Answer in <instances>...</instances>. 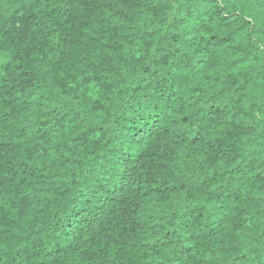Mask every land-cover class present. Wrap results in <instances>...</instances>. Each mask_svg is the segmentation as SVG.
I'll return each instance as SVG.
<instances>
[{
	"label": "clouds",
	"instance_id": "9594fccd",
	"mask_svg": "<svg viewBox=\"0 0 264 264\" xmlns=\"http://www.w3.org/2000/svg\"><path fill=\"white\" fill-rule=\"evenodd\" d=\"M0 264H264V0H0Z\"/></svg>",
	"mask_w": 264,
	"mask_h": 264
}]
</instances>
